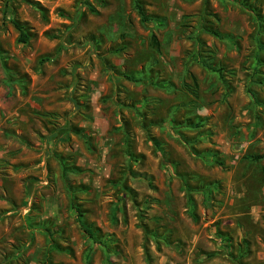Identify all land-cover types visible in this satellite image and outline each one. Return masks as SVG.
Here are the masks:
<instances>
[{"label":"rangeland","instance_id":"obj_1","mask_svg":"<svg viewBox=\"0 0 264 264\" xmlns=\"http://www.w3.org/2000/svg\"><path fill=\"white\" fill-rule=\"evenodd\" d=\"M261 47L264 0H0V264H264Z\"/></svg>","mask_w":264,"mask_h":264},{"label":"trees","instance_id":"obj_2","mask_svg":"<svg viewBox=\"0 0 264 264\" xmlns=\"http://www.w3.org/2000/svg\"><path fill=\"white\" fill-rule=\"evenodd\" d=\"M137 6H138V10L141 13V15L143 14L142 9L140 8V5L137 1ZM144 17V16H143ZM14 26L16 27V29L20 32V40L23 43H27L29 41L28 36L26 35L25 31H24V25L20 24L19 22H14ZM215 37L220 38V39H228V37L226 35H221L220 33H218L217 31L211 30L210 31ZM153 42L156 46H158V41L156 39V37H153ZM262 50H264V47H261ZM202 63V62H201ZM204 66H206L207 68L211 69L210 65L208 64H204L202 63ZM212 70V69H211ZM257 69H254V71H256ZM215 73L222 75V70L220 69H216ZM129 80H133L134 79L132 77H129ZM137 81V80H135ZM139 81V80H138ZM193 86H189V85H184L185 91L192 97L191 101L187 103V107L189 108L190 112H194L197 108V103H198V99H199V92H198V84L197 82L194 80L193 82ZM264 83V81H263ZM202 124L200 123V121H198L197 123L193 124V123H189L188 125H186L185 128L188 129H196L201 127ZM261 157H255V161L260 160ZM76 212L80 215V212L78 209H75ZM80 217H82V215H80ZM79 222L82 224V219H79ZM83 225V224H82ZM83 230L85 231V233L89 236L90 239H92L94 242L96 243H100V240H98V237L96 235V232H93L92 230L87 229L84 225H83Z\"/></svg>","mask_w":264,"mask_h":264}]
</instances>
